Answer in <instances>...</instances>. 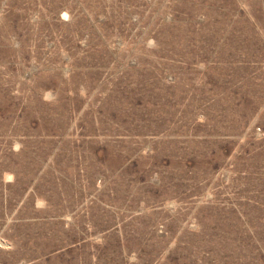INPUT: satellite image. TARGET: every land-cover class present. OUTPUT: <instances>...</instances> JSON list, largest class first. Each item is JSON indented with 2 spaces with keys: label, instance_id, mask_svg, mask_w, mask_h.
<instances>
[{
  "label": "rangeland",
  "instance_id": "374dc122",
  "mask_svg": "<svg viewBox=\"0 0 264 264\" xmlns=\"http://www.w3.org/2000/svg\"><path fill=\"white\" fill-rule=\"evenodd\" d=\"M0 264H264V0H0Z\"/></svg>",
  "mask_w": 264,
  "mask_h": 264
}]
</instances>
